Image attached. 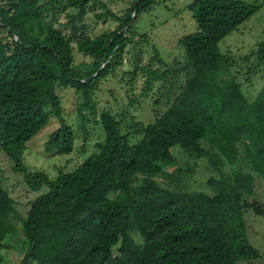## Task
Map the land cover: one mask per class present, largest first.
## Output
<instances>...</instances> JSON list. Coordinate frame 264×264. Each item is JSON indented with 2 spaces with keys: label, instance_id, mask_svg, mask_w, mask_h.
<instances>
[{
  "label": "trees",
  "instance_id": "trees-1",
  "mask_svg": "<svg viewBox=\"0 0 264 264\" xmlns=\"http://www.w3.org/2000/svg\"><path fill=\"white\" fill-rule=\"evenodd\" d=\"M160 1L134 0L118 14L104 0H0V27L7 31L0 36V145L30 188L49 186L24 219L28 250L22 264H239L261 257L249 240L245 212L252 208L264 214V204L248 198L264 178V85L250 100L230 75V60L219 42L264 0H193L189 9L197 28L179 39L185 50L183 66L154 68L155 59L163 62L158 51L147 63L142 56L133 57V73L147 76L145 94L156 81L185 72L180 90L167 92L165 112L148 123L131 117L126 131V114L117 118L109 109L98 112L99 84L128 45L145 37L136 21ZM97 5L103 11L96 16L117 19V28L98 35L86 31L88 7ZM69 7L77 12L70 13ZM57 9L67 13L64 26L70 32L45 19ZM74 43L90 61L76 63ZM254 54L264 65V39ZM68 87L84 94L81 127L87 130L90 115L101 114L105 139L96 143V153L52 178L45 170L30 169L24 151L56 115L60 126L51 132L46 148L57 154L73 152L75 129L62 112L61 90ZM136 136L140 139L132 142ZM202 140L218 148L212 165L219 177L208 180L215 191L161 186L154 176L175 159L173 148L202 157L208 153ZM223 156L245 166L222 170ZM138 173L145 177L135 186ZM14 203L0 180V263L7 237L15 233L9 218Z\"/></svg>",
  "mask_w": 264,
  "mask_h": 264
},
{
  "label": "rangeland",
  "instance_id": "rangeland-1",
  "mask_svg": "<svg viewBox=\"0 0 264 264\" xmlns=\"http://www.w3.org/2000/svg\"><path fill=\"white\" fill-rule=\"evenodd\" d=\"M112 10L118 14H124L125 9L134 0H104ZM193 0H161L153 9L143 11L137 21L139 34L135 42L128 45L125 53L119 59L110 73L102 79L99 88L95 92V100L98 112L109 109L117 118H123V130L126 131L127 123L136 120L145 123L154 121L170 105L167 92L172 91L175 95L180 86L185 82V72L181 71L177 76H168L164 80L156 81L152 90L143 93L145 72L133 73L135 59L141 57V62L151 61L152 56L158 51L163 62L155 59L153 67L160 70L181 67L185 63V50L179 43V39L186 33L197 28L196 22L189 9ZM252 1V0H250ZM262 2V0H258ZM103 11L100 6L88 7L85 16L86 31L92 35H98L105 31L114 30L119 21L113 17L99 19L96 12ZM69 12H77V9L69 7ZM45 19L56 27L70 32L71 27L64 24L69 20L66 12L57 9L56 13H46ZM7 31L0 27V36H6ZM148 39L147 40H145ZM264 39V5L237 29L226 35L219 42L220 49L225 53L231 66L230 75L236 76L241 83L242 89L250 100H254L264 85V65L256 59L255 51L258 43ZM76 63L90 61L91 57L80 52L76 43ZM157 47L158 50L155 49ZM63 116L75 129L76 142L73 152L57 154L47 150V141L51 132L60 126V119L52 115L50 123L27 142L24 151V160L32 170H45L50 177L57 176L61 171L73 169L76 165L96 153L99 148L96 143L105 139V130L100 121L101 114L94 117L90 115L87 130L80 124L79 106L84 100L82 91L75 88L61 90ZM160 98V102L156 100ZM140 139V136L132 138V142ZM202 145L208 153L202 157L192 156L179 147L173 148L175 159L164 164L162 173L154 178L161 186L174 190L191 192L204 191L213 193L214 188L208 183L211 176L219 177V170L212 165L213 152L218 151L215 143L202 140ZM240 157L245 155L244 147ZM240 159V158H239ZM238 160V159H237ZM243 161L236 163L223 156V162L219 163L222 170L232 172L234 169L244 167ZM15 162L8 155L5 148L0 145V180L2 186L8 190L15 200V210L9 216L15 225V233L7 237L8 247L2 249L4 260L0 264H22V260L28 250V244L24 235V219L27 217L32 203L36 197L49 190L48 185L33 190L25 181L23 173L14 170ZM144 173H138L134 180L135 186L142 183ZM261 177V176H260ZM260 187L250 200H257L264 204V178H260ZM114 195V194H113ZM247 220V233L250 242L259 250L261 257L253 259H241L239 264H264V214H258L249 208L245 212ZM115 254L118 250L115 249Z\"/></svg>",
  "mask_w": 264,
  "mask_h": 264
},
{
  "label": "water",
  "instance_id": "water-1",
  "mask_svg": "<svg viewBox=\"0 0 264 264\" xmlns=\"http://www.w3.org/2000/svg\"><path fill=\"white\" fill-rule=\"evenodd\" d=\"M136 14H137V11L135 10V12H134V14H133V19H132V22H134V21H135V19H136Z\"/></svg>",
  "mask_w": 264,
  "mask_h": 264
}]
</instances>
